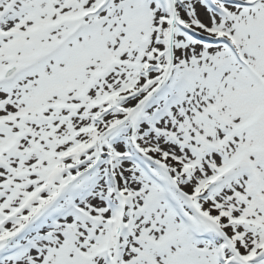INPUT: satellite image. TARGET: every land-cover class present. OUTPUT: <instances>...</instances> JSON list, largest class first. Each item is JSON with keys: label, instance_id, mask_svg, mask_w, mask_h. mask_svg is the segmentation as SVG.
<instances>
[{"label": "snow or ice", "instance_id": "1", "mask_svg": "<svg viewBox=\"0 0 264 264\" xmlns=\"http://www.w3.org/2000/svg\"><path fill=\"white\" fill-rule=\"evenodd\" d=\"M0 264H264V0H0Z\"/></svg>", "mask_w": 264, "mask_h": 264}]
</instances>
